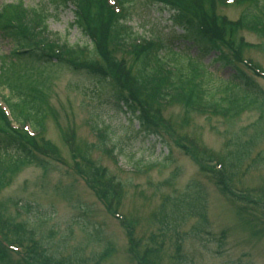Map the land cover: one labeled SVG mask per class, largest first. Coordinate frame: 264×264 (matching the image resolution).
Segmentation results:
<instances>
[{
	"label": "rangeland",
	"instance_id": "1",
	"mask_svg": "<svg viewBox=\"0 0 264 264\" xmlns=\"http://www.w3.org/2000/svg\"><path fill=\"white\" fill-rule=\"evenodd\" d=\"M17 2L27 9L41 4L0 0V9ZM132 3L127 25L136 35L168 41L172 51L197 56L192 44L178 38L183 31L171 26L170 14L143 0ZM246 6L227 3L216 11L234 22ZM70 9L50 11L47 31L70 46L91 49L89 40L70 27ZM29 16L22 13L21 21ZM235 38L250 44L238 52L241 58L264 70V39L245 30ZM11 49L0 40V57ZM123 58L134 74L133 59ZM212 58L210 54L199 61L215 83L228 80L229 68L212 63ZM24 73L42 87L45 132L37 142L46 150L33 147L46 160L44 167H20L0 191V236L21 244L26 259H34L32 242L43 241L42 234L53 229L47 244L52 264H95L106 247L110 256L101 264H264V103L243 100L245 109L234 118L181 103L159 112L151 105L147 116L161 135L158 140L138 133L137 123L115 109L111 88L94 84L81 71L37 63L7 65L0 95L7 96L12 75ZM247 73L264 96V81ZM109 74L116 78V72ZM211 159L220 164V173L211 169ZM99 178L104 187L115 188L113 198L112 193L100 196L104 187L92 184H99ZM26 204L32 207L28 215L22 208ZM24 221L29 224L25 236L15 230Z\"/></svg>",
	"mask_w": 264,
	"mask_h": 264
},
{
	"label": "trees",
	"instance_id": "2",
	"mask_svg": "<svg viewBox=\"0 0 264 264\" xmlns=\"http://www.w3.org/2000/svg\"><path fill=\"white\" fill-rule=\"evenodd\" d=\"M128 1L130 2V0H41L37 9L29 10L30 19L27 21L17 19L14 23L4 18L1 20L0 17V40L8 42L12 49L18 50L16 54L10 53L8 56L1 57L2 65L5 67L17 64L26 66L29 63H37L44 68L60 67L63 62L58 55L52 53L51 56H42L35 51L24 52V50L32 47L29 43L36 44L34 36L38 31L46 32L49 11L55 13L65 10L67 4L71 2L75 7L74 26L88 36L94 45L93 52L88 53L87 57L80 53L77 54L76 59L90 62L93 60V54L95 56L97 53L102 66L105 65L111 68L112 72H116L117 81L115 82L111 77L108 80L106 76L89 74L88 76L94 78V84L111 88V98L115 109L126 115L130 122H136L138 133L141 135L161 138L153 123L148 120L146 111L157 98L176 100L186 106L203 105L220 113L228 111L226 115L232 118L244 110L243 100H249L248 103L259 101L261 104L264 103L263 94L241 67L238 52L247 45L242 39L235 38L236 33L242 29L254 30L260 35L264 33V1L262 4L254 0L233 22L217 14L216 8L223 0H148L160 5V11L170 14L173 27L183 31V35L178 38L192 44L199 58L211 54L213 55L212 63L231 70V77L228 80H219L216 83L212 80V74L207 71L206 66L200 63L199 58L195 59L189 55L181 56L170 51L161 42L157 47L135 45L132 42L136 39L135 36L124 24L128 19V13L122 11L121 14H116L110 3L114 2L117 5L120 3L121 7L126 8ZM17 8H14L15 11ZM253 9L259 13L254 14ZM256 26H259V29H256ZM44 40L49 45L46 48L47 51L52 52L51 45L55 43L46 38ZM129 41H131L130 44ZM126 44L131 50L127 56L133 59L132 64L137 67L134 74L124 65L125 55L120 59L116 57L117 48L126 47ZM70 50L65 48L63 52L69 51L70 54ZM169 63L172 64V71L165 68ZM85 67L88 66L85 65ZM30 76L25 73L16 74L12 75L10 80L8 79L7 88L15 101L11 103V99H7L5 102L13 119L21 120V116H24L23 118L31 119L33 127L41 128L44 111L37 102L42 98V87ZM219 91H221L220 96H217L215 93ZM31 146L24 134L11 128L7 115L0 108V190L9 185L10 179L20 167L27 164L44 167L43 159L32 152ZM98 182L99 184L97 182L93 184L104 187L102 178H99ZM107 185L101 190L99 188L100 195L105 197L112 193L110 197L113 198L116 194L115 188ZM0 206L3 207V205ZM22 208L28 215L32 207L26 204ZM5 223L9 224L6 221ZM26 223L23 222L22 225L15 227V230L24 236ZM93 234L96 239L99 238L97 227H93ZM42 237H44L43 241L32 242L31 255L37 256L39 263L52 264L47 258L50 255L43 246L44 244L47 246L48 241L54 237L53 229L46 230ZM110 252V249L104 248L95 264L104 262L110 256ZM0 264L23 263L13 261L7 251L0 246Z\"/></svg>",
	"mask_w": 264,
	"mask_h": 264
}]
</instances>
